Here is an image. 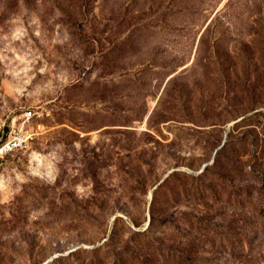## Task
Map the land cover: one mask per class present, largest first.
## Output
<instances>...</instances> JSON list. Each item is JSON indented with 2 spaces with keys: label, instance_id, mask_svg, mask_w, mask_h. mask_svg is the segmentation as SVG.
Returning a JSON list of instances; mask_svg holds the SVG:
<instances>
[{
  "label": "rangeland",
  "instance_id": "374dc122",
  "mask_svg": "<svg viewBox=\"0 0 264 264\" xmlns=\"http://www.w3.org/2000/svg\"><path fill=\"white\" fill-rule=\"evenodd\" d=\"M19 133L0 264H264V0H0Z\"/></svg>",
  "mask_w": 264,
  "mask_h": 264
},
{
  "label": "built area",
  "instance_id": "2783aa9c",
  "mask_svg": "<svg viewBox=\"0 0 264 264\" xmlns=\"http://www.w3.org/2000/svg\"><path fill=\"white\" fill-rule=\"evenodd\" d=\"M33 116H35V112L32 110H28L24 113V120L29 121ZM30 137L24 134H16L14 136H10L9 139L0 144V154H6L10 152H14L18 149L23 148L28 144V140Z\"/></svg>",
  "mask_w": 264,
  "mask_h": 264
},
{
  "label": "water",
  "instance_id": "95a60500",
  "mask_svg": "<svg viewBox=\"0 0 264 264\" xmlns=\"http://www.w3.org/2000/svg\"><path fill=\"white\" fill-rule=\"evenodd\" d=\"M225 142V141H224ZM224 142L222 143L221 146H223ZM221 146L215 151V153H217V151L221 148Z\"/></svg>",
  "mask_w": 264,
  "mask_h": 264
},
{
  "label": "trees",
  "instance_id": "16d2710c",
  "mask_svg": "<svg viewBox=\"0 0 264 264\" xmlns=\"http://www.w3.org/2000/svg\"><path fill=\"white\" fill-rule=\"evenodd\" d=\"M206 170V169H205Z\"/></svg>",
  "mask_w": 264,
  "mask_h": 264
}]
</instances>
